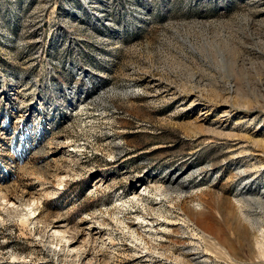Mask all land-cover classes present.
<instances>
[{
    "label": "rangeland",
    "instance_id": "obj_1",
    "mask_svg": "<svg viewBox=\"0 0 264 264\" xmlns=\"http://www.w3.org/2000/svg\"><path fill=\"white\" fill-rule=\"evenodd\" d=\"M0 264H264V0H0Z\"/></svg>",
    "mask_w": 264,
    "mask_h": 264
},
{
    "label": "bare ground",
    "instance_id": "obj_2",
    "mask_svg": "<svg viewBox=\"0 0 264 264\" xmlns=\"http://www.w3.org/2000/svg\"><path fill=\"white\" fill-rule=\"evenodd\" d=\"M160 192V191H159ZM161 194H163V193H161ZM158 195V194H157ZM33 205H34V203H33ZM31 206V205H30ZM189 212H190V209L188 210ZM33 212L31 211L29 214H26V216H25V219H23L22 220V222H23V224H27V222L29 221V217H30V215L32 214ZM189 214H191L192 216L195 214H193V212H190ZM190 217V216H188V218H187V220H188V222L189 223H192V224H194V225H196L195 227H197V230H200V229H203L205 226H203V222H201V220H199V219H195L194 217ZM197 217H199V216H197ZM147 218V217H146ZM202 218V217H201ZM205 218H202V220H204ZM143 222L142 223H146V225L147 226H149L150 224H149V222H145V218H143ZM152 224V223H151ZM205 224V223H204ZM239 229V228H238ZM201 231V230H200ZM239 231V230H238ZM243 231V230H242ZM246 231V230H245ZM244 231V232H245ZM201 232H203V231H201ZM240 232V231H239ZM241 233V232H240ZM58 234H63V235H65V233H63L62 231H58ZM61 239H65V237L64 236H62L61 237Z\"/></svg>",
    "mask_w": 264,
    "mask_h": 264
}]
</instances>
